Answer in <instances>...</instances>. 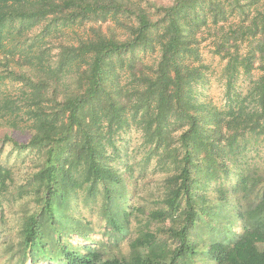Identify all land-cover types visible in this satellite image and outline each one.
Segmentation results:
<instances>
[{"label": "trees", "instance_id": "trees-1", "mask_svg": "<svg viewBox=\"0 0 264 264\" xmlns=\"http://www.w3.org/2000/svg\"><path fill=\"white\" fill-rule=\"evenodd\" d=\"M209 36L221 107L199 97ZM3 128L43 160L15 185L0 158V203L35 201L18 207L15 264H264V0H0ZM131 129L139 177L117 165ZM150 167L162 176L139 191Z\"/></svg>", "mask_w": 264, "mask_h": 264}, {"label": "rangeland", "instance_id": "rangeland-1", "mask_svg": "<svg viewBox=\"0 0 264 264\" xmlns=\"http://www.w3.org/2000/svg\"><path fill=\"white\" fill-rule=\"evenodd\" d=\"M159 2L168 3L171 0H157ZM237 17V16H236ZM236 19V18H235ZM17 23H20L17 22ZM67 37H76L77 34L83 33L82 30L78 26L67 27L64 29ZM212 38L209 36L206 40H204L201 44V50L203 54V61L208 63L211 66L209 71V83L207 86L201 89L200 99H206L211 101L213 104L221 107L225 104V79L222 77L223 68L225 65V60H222L221 57L215 53H213V45ZM158 52H148L143 54L144 59L153 63L157 59ZM253 78L256 79L260 76L261 71L258 68H254L252 71ZM249 81L245 79V77H241V79L237 82V86L239 89H246ZM16 85V84H14ZM8 90V92L15 91L14 87L9 84L8 88H4ZM13 134L19 140H25L27 135L23 133H19L18 131L12 132V130L3 128L0 130V158L2 162L11 168L14 175V184L20 185L22 183L27 182V178L29 174L37 169L39 165L42 163V159L36 150H20L17 149L13 144L8 142L7 140H3V137L6 134ZM143 138L141 132L131 129L128 132L122 134L119 137L117 145L121 148V158L117 161L118 167L125 168L127 165H133L135 168L136 176L139 177V163L142 160V156L144 154V147L142 146ZM255 150V149H254ZM259 151V152H258ZM253 163L256 164V168L264 171V147H258L256 152V156L253 157ZM153 168H149V172L147 170V178L139 180V188L138 190L144 192V188L148 185L155 186L156 183L161 178L160 173H153ZM147 184V186H146ZM13 188V187H12ZM28 201L30 204H34L35 201L31 196H27L23 200H17L10 202L7 199L1 201L0 203V262L2 263H10L15 264L17 262V257H12L11 247L17 244L20 240L19 237V214L18 207L21 203ZM79 210L82 211L83 214L92 219H96V214L87 208L79 201ZM97 208V207H96ZM238 231H242V228L239 226L237 228ZM96 239L101 238V235L97 234L95 236ZM264 249V245H262ZM199 264L201 260L198 259ZM27 264H30L29 262Z\"/></svg>", "mask_w": 264, "mask_h": 264}]
</instances>
